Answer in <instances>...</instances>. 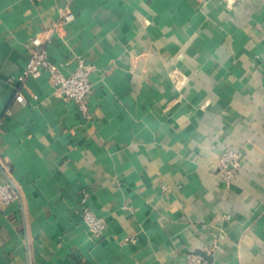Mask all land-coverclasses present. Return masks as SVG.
Wrapping results in <instances>:
<instances>
[{"label": "crops", "instance_id": "0c3cea01", "mask_svg": "<svg viewBox=\"0 0 264 264\" xmlns=\"http://www.w3.org/2000/svg\"><path fill=\"white\" fill-rule=\"evenodd\" d=\"M35 36L65 75L90 66L86 112L45 72L19 80ZM227 149L243 159L229 183ZM8 178L20 199L0 202V264H264V0H0Z\"/></svg>", "mask_w": 264, "mask_h": 264}, {"label": "built area", "instance_id": "2783aa9c", "mask_svg": "<svg viewBox=\"0 0 264 264\" xmlns=\"http://www.w3.org/2000/svg\"><path fill=\"white\" fill-rule=\"evenodd\" d=\"M71 0H67L68 4ZM74 19V14L68 6L62 11L60 19L55 23L54 30H58L63 24L70 23ZM33 44L31 55L25 63L19 80L24 85L25 80L29 78H37L42 73H47L48 80L54 90V93L64 100L74 102L80 111H87V98L92 92V84L89 79L90 66L81 58L78 59L76 68L68 75H65L61 68L55 64L49 57L44 40L39 37L31 39ZM14 99L24 104L26 98L22 91L14 93ZM242 155L232 149L223 151L218 156L216 170L222 180L226 183L231 181V178L239 170L242 165ZM5 173L8 168L4 169ZM165 188V186H163ZM88 191L86 189L80 192L79 215L81 220L87 226L88 232L92 237H100L105 230V219L97 215L87 203ZM20 192L18 187L8 178L4 184H0V202L4 205L19 200ZM216 246L206 249L209 255L213 254ZM184 264H212L203 256L195 252H186L184 254Z\"/></svg>", "mask_w": 264, "mask_h": 264}]
</instances>
